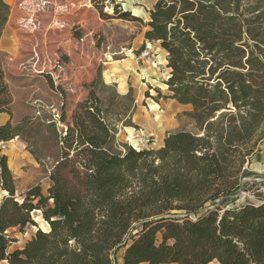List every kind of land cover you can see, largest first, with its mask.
<instances>
[{
	"label": "trees",
	"instance_id": "trees-1",
	"mask_svg": "<svg viewBox=\"0 0 264 264\" xmlns=\"http://www.w3.org/2000/svg\"><path fill=\"white\" fill-rule=\"evenodd\" d=\"M9 13L0 0V38ZM145 28L167 53L170 96L157 99L191 106L195 132L158 149L117 148L114 134L62 148L46 194L17 195L0 154V264H264V176L243 181L264 141V0H156ZM11 105L0 61V114ZM18 136L0 126V144ZM36 213L47 230L9 252V232L37 227Z\"/></svg>",
	"mask_w": 264,
	"mask_h": 264
},
{
	"label": "rangeland",
	"instance_id": "rangeland-1",
	"mask_svg": "<svg viewBox=\"0 0 264 264\" xmlns=\"http://www.w3.org/2000/svg\"><path fill=\"white\" fill-rule=\"evenodd\" d=\"M155 1L5 0L10 13L2 34H8L6 49L13 51L16 42V51L13 55L0 51V61L12 97L10 123L19 136L1 143L0 154L7 156L17 195L36 184L46 194L48 174L62 148L73 153L86 144L101 145L98 135L114 134L117 148L132 146L130 140L140 137V128L132 137L128 129L133 108L138 105L149 111L148 105L156 103L155 89L168 95L163 69L156 72L155 83L140 81L147 92L138 104L131 94L126 99L105 81L107 67L133 62L140 68L158 55L154 54L156 47L144 39ZM125 12L138 20L123 19ZM146 49L152 53L149 61L139 59ZM177 122L179 130L195 132L194 122L185 113L177 116ZM255 166L243 180L249 185L259 184L264 176L261 165ZM2 192L0 189V202L5 196ZM237 202L253 199L241 192ZM34 221L37 227L9 232L15 239L9 252L22 249L37 229L47 230L39 213Z\"/></svg>",
	"mask_w": 264,
	"mask_h": 264
},
{
	"label": "crops",
	"instance_id": "crops-1",
	"mask_svg": "<svg viewBox=\"0 0 264 264\" xmlns=\"http://www.w3.org/2000/svg\"><path fill=\"white\" fill-rule=\"evenodd\" d=\"M7 37L8 34H2L0 41V51H6L8 54L13 55L16 51V42L14 43V46L12 48L13 51L7 50L5 46V40L7 41ZM152 44L154 45V47H156V52L154 54L157 53L158 55L154 58L153 62H147V66L143 63V66L139 68L138 65L131 62L128 63V66L127 64L123 63L117 66L107 67V71H109V73L107 75V81H105L106 84H112L113 86H115V88L117 89V93L120 96L131 94V97L134 100L135 104H138V102L142 100L144 94L147 92V89L144 88L146 86L145 83L140 81H145L146 83H149L150 81L155 83L156 72H159L160 69H163L162 75L164 76V83L169 78L170 71L166 67L167 53L160 48L159 43ZM151 46V44L148 45V47ZM126 68H129L128 71ZM137 70L139 72H137ZM167 93L168 95L162 96H170V93L168 91ZM148 108L149 111L146 107L140 108L138 105H135L131 116V125L128 128L129 130H131V137L134 135L133 132L135 131V129L137 130L138 128H140L138 129L139 135L142 131V133L144 132L145 135L150 139L151 144H146L145 140L138 138L137 141H135L136 143H138V146L136 147L138 150L160 148L163 145V140L168 133L179 130L177 116L179 114L189 113L192 111V108L189 105H179L174 100H163L162 98L156 99V103H154V106L148 105ZM7 122H10L9 116L6 114H0V126L6 124ZM139 135L136 134V136ZM132 147L134 146L132 145ZM254 162H257V164ZM254 164L257 166L261 165V170L264 171V141L260 151L252 157L249 169L251 167H254ZM257 166H255V168H257ZM2 194L5 195L6 193L3 191ZM116 258L120 263L122 260V251L117 254ZM210 264L218 263L216 261H213Z\"/></svg>",
	"mask_w": 264,
	"mask_h": 264
},
{
	"label": "built area",
	"instance_id": "built-area-1",
	"mask_svg": "<svg viewBox=\"0 0 264 264\" xmlns=\"http://www.w3.org/2000/svg\"><path fill=\"white\" fill-rule=\"evenodd\" d=\"M151 54L152 53H151L150 49H146L140 54L139 59H144V60L149 61L152 58ZM139 138L145 140L146 144H151L150 139L146 135H144L142 132H140ZM132 148L138 150L136 147H132Z\"/></svg>",
	"mask_w": 264,
	"mask_h": 264
},
{
	"label": "bare ground",
	"instance_id": "bare-ground-1",
	"mask_svg": "<svg viewBox=\"0 0 264 264\" xmlns=\"http://www.w3.org/2000/svg\"><path fill=\"white\" fill-rule=\"evenodd\" d=\"M130 141H131L132 145H134V144L136 145V144H137V143H136L135 141H133V140H130ZM135 145H134V146H135Z\"/></svg>",
	"mask_w": 264,
	"mask_h": 264
},
{
	"label": "water",
	"instance_id": "water-1",
	"mask_svg": "<svg viewBox=\"0 0 264 264\" xmlns=\"http://www.w3.org/2000/svg\"><path fill=\"white\" fill-rule=\"evenodd\" d=\"M6 195V194H5Z\"/></svg>",
	"mask_w": 264,
	"mask_h": 264
}]
</instances>
